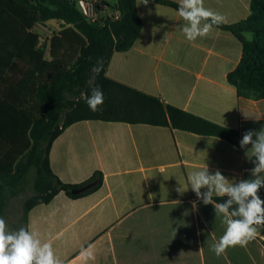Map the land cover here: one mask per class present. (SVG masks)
<instances>
[{
    "label": "crops",
    "instance_id": "obj_1",
    "mask_svg": "<svg viewBox=\"0 0 264 264\" xmlns=\"http://www.w3.org/2000/svg\"><path fill=\"white\" fill-rule=\"evenodd\" d=\"M163 1L179 5V0ZM204 6L226 17L221 25H234L248 17L251 0H204ZM135 9L141 30L127 51L111 55L108 78L236 129L239 141L246 131L264 127V98H238L227 82L242 55L235 36L214 26L208 37L190 42L175 8L135 0ZM42 25L47 30L36 26L30 34L42 40L47 57L50 34L60 30L61 22ZM30 37L23 48L31 46ZM23 48L17 60L36 68ZM0 91L17 103L22 100L8 93L7 86L0 85ZM7 104L0 93V121L10 119ZM250 148L169 127L76 122L53 140L49 167L63 183L81 184L100 172L102 184L80 198L60 192L34 206L26 229L50 243L61 264H264V229L246 247H229L219 257L209 250L225 226L215 219L213 205L197 199L187 180L205 165L233 183L250 179L255 161L251 152L246 155ZM181 186L187 190L183 194L177 191ZM258 194L264 200V188Z\"/></svg>",
    "mask_w": 264,
    "mask_h": 264
},
{
    "label": "trees",
    "instance_id": "obj_2",
    "mask_svg": "<svg viewBox=\"0 0 264 264\" xmlns=\"http://www.w3.org/2000/svg\"><path fill=\"white\" fill-rule=\"evenodd\" d=\"M149 1L176 10L179 6L163 0ZM115 9L119 18L100 24L87 21L69 0H0V85L7 86L8 93L22 96L17 103L0 91L9 102L10 118L0 121V217L6 200L22 190L31 170L35 173V193L24 203V228L27 214L34 206L50 202L60 192L76 199L101 186L100 172L81 184H67L49 167L53 140L76 122L96 120L169 127L215 136L239 147L236 129L164 104L157 97L106 76L111 55L127 51L142 27L135 0H116ZM50 20L61 22V26L49 40L48 56L43 57L44 49L37 47L36 37L30 33L38 23ZM216 27L230 32L242 46L239 63L227 75V82L235 87L238 98L263 99L264 0H251L245 20ZM28 36L33 42L27 46L36 52L37 61L30 50L25 52L30 54L36 68L17 60ZM98 59H102V70L95 74L93 68ZM97 86L103 91L104 103L93 112L86 100ZM71 95L76 97L67 99ZM213 199L222 202L227 197Z\"/></svg>",
    "mask_w": 264,
    "mask_h": 264
},
{
    "label": "clouds",
    "instance_id": "obj_3",
    "mask_svg": "<svg viewBox=\"0 0 264 264\" xmlns=\"http://www.w3.org/2000/svg\"><path fill=\"white\" fill-rule=\"evenodd\" d=\"M144 5L149 0H142ZM178 15L185 21L181 26L185 38L196 41L206 38L214 26L226 22V17L204 6V0H179ZM102 59L96 61L95 74L102 70ZM94 78V77H93ZM86 103L93 112L98 111L104 103L103 91L93 87ZM255 137V139L253 138ZM241 149L251 148V157H255L254 167L250 169L251 178L231 182L221 171L210 172L208 167L191 172L187 180L190 189L204 205H213L215 219L225 226L224 234L218 243L210 246V251L217 257L229 247H246L255 239L260 229H264V200L259 191L264 188V127L259 131L248 130L239 141ZM201 189L206 191L201 192ZM177 191L183 194L182 186ZM224 198L217 202L213 196ZM195 207V203L193 205ZM175 236V231H174ZM0 264H61L56 258L52 245L37 237L34 232L21 227L10 231L4 218L0 217Z\"/></svg>",
    "mask_w": 264,
    "mask_h": 264
},
{
    "label": "rangeland",
    "instance_id": "obj_4",
    "mask_svg": "<svg viewBox=\"0 0 264 264\" xmlns=\"http://www.w3.org/2000/svg\"><path fill=\"white\" fill-rule=\"evenodd\" d=\"M44 25H42V26L38 25V27H40L39 31L47 30L43 27ZM56 28L57 27H55V29ZM57 32L50 34V36L54 35ZM42 45H43L42 40H37L38 48H43ZM28 50H30V52L33 55L32 58L36 62L38 59L36 52H33V50H31V48L29 46H26L25 51L28 52ZM75 97H76L75 95H71V96H67V99L73 100ZM60 124H61V122L59 123V125ZM34 177H35L34 170L29 171V173L27 175V179H26L27 180L26 184L24 185L22 190L19 193H17L16 195L9 197L5 202V208H4V211H3V214L1 217L5 219V221L7 223V227L10 231H18L21 227H23V228L25 227V224H24V203L29 198H31L35 193L34 186H33Z\"/></svg>",
    "mask_w": 264,
    "mask_h": 264
},
{
    "label": "built area",
    "instance_id": "obj_5",
    "mask_svg": "<svg viewBox=\"0 0 264 264\" xmlns=\"http://www.w3.org/2000/svg\"><path fill=\"white\" fill-rule=\"evenodd\" d=\"M69 1L74 4L79 13L89 22L103 24L106 20H117L119 18V12L115 9L116 0ZM40 24L38 23L36 26Z\"/></svg>",
    "mask_w": 264,
    "mask_h": 264
},
{
    "label": "water",
    "instance_id": "obj_6",
    "mask_svg": "<svg viewBox=\"0 0 264 264\" xmlns=\"http://www.w3.org/2000/svg\"><path fill=\"white\" fill-rule=\"evenodd\" d=\"M84 190V189H83Z\"/></svg>",
    "mask_w": 264,
    "mask_h": 264
}]
</instances>
